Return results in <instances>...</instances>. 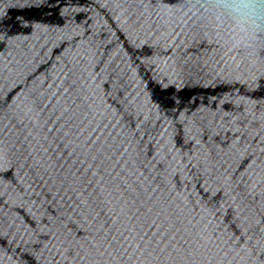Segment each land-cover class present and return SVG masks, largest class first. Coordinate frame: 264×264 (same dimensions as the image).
<instances>
[{"label":"water","instance_id":"obj_1","mask_svg":"<svg viewBox=\"0 0 264 264\" xmlns=\"http://www.w3.org/2000/svg\"><path fill=\"white\" fill-rule=\"evenodd\" d=\"M0 264H264V31L0 0Z\"/></svg>","mask_w":264,"mask_h":264},{"label":"clouds","instance_id":"obj_2","mask_svg":"<svg viewBox=\"0 0 264 264\" xmlns=\"http://www.w3.org/2000/svg\"><path fill=\"white\" fill-rule=\"evenodd\" d=\"M205 7L241 36L264 31V0H205Z\"/></svg>","mask_w":264,"mask_h":264}]
</instances>
